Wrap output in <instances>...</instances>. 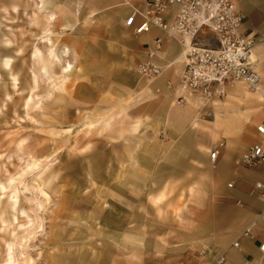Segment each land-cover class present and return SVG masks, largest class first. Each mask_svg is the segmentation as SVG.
<instances>
[{
  "label": "rangeland",
  "instance_id": "rangeland-1",
  "mask_svg": "<svg viewBox=\"0 0 264 264\" xmlns=\"http://www.w3.org/2000/svg\"><path fill=\"white\" fill-rule=\"evenodd\" d=\"M36 2L0 0V264L205 263L242 203L208 160L219 124L195 111L173 126L128 57L111 75L110 27L81 0ZM234 87L214 113L240 116L242 136L264 99ZM253 168L226 192L249 189Z\"/></svg>",
  "mask_w": 264,
  "mask_h": 264
},
{
  "label": "crops",
  "instance_id": "crops-1",
  "mask_svg": "<svg viewBox=\"0 0 264 264\" xmlns=\"http://www.w3.org/2000/svg\"><path fill=\"white\" fill-rule=\"evenodd\" d=\"M81 2L83 3L84 10L86 9L87 13L85 14H90L89 17L93 19L94 25L92 27H110L107 39H104L106 41L102 43V48L104 56L110 54L108 50L111 51V54L118 56L117 64L112 63L111 67H109L111 75L120 71L124 58L128 57L130 63L134 66L137 61L145 57L146 51L153 50L155 54L153 58L154 62L162 66L161 74L155 79L148 81L149 83L153 82V86L156 89L155 102L159 105L158 111L169 109L170 115L168 119H171L170 122H172L173 126H183L186 122H189L192 113L194 114L195 111L197 115H200L201 109H197L191 100L187 99L186 102L176 103V97L181 94L175 85L177 72L183 66L182 46L176 40L156 28H150L146 32L134 35L131 33L130 28L123 26V19L130 11L129 6L131 5L141 10L143 0H81ZM233 2L236 9L243 16L240 31L244 34L254 35L257 39L252 49V57L255 61V70L260 77L262 85H264V0H233ZM36 4H39L38 9L40 10L43 0H37ZM51 14L54 15V13L50 12L48 16ZM48 16L45 18L47 19ZM155 39L159 41L157 47L153 45ZM86 57H91L90 61H92L93 57L98 56L93 51L87 53ZM66 63L68 68H65V72L71 69V63ZM115 65L118 66L115 67ZM133 74L138 77L134 71ZM167 81L170 82V87L165 86ZM260 99L264 98L261 96ZM173 100L176 105L171 108L170 105ZM215 103L210 105L213 112V121L218 123L220 128L215 139L224 138V140H221L223 147L219 150L218 156L213 161H217L216 173L221 174L222 171L224 172L218 179V188H224L226 194L237 198V203L240 201L242 203L240 202L236 209L233 208L228 236L221 239L218 246L216 245L215 248L212 247L209 250L205 257L207 261L202 264H264V253L259 252L257 249L260 232L264 230V202L255 195L251 196L252 194L250 195L248 188L246 190L236 188L234 192L231 190L226 192L225 190L226 179H230L232 184H234L235 179L241 176L240 172H252L253 167L264 168V165L260 164L243 167L238 162L240 153L254 139V124L264 117L260 119L257 115L251 116L249 114L252 122L259 120L255 123L253 122V126L251 125L252 122L249 123L247 131L240 136L239 129L243 124L240 116L232 114L226 117L222 113L220 115L215 114ZM234 112L236 113L237 111ZM176 115L177 117H175ZM107 123L108 120L103 121L104 125ZM254 180H264V174L257 173L254 175L250 179V186ZM230 183H227V186H231ZM250 220H254V224L251 227L252 236L250 238L241 236L239 232ZM234 239L238 240V247L229 245L230 241ZM222 250L224 251V260L217 263L215 262V257ZM182 261L188 260L181 259L176 261L175 264H179Z\"/></svg>",
  "mask_w": 264,
  "mask_h": 264
},
{
  "label": "built area",
  "instance_id": "built-area-1",
  "mask_svg": "<svg viewBox=\"0 0 264 264\" xmlns=\"http://www.w3.org/2000/svg\"><path fill=\"white\" fill-rule=\"evenodd\" d=\"M129 7L123 26L130 28L132 34L156 28L183 48V66L177 72L175 85L181 94L176 97V103L189 99L197 109H201L200 117L212 116L210 105L222 99L227 90L237 84L264 98V85L252 57L257 39L240 31L243 16L233 0H143L141 10ZM203 32L212 36V45L198 42ZM158 43L155 39L154 47ZM154 56V51L148 50L145 57L135 63L133 71L138 77L150 81L161 74L162 66L154 62ZM165 84L170 87L169 81ZM253 130V141L238 159L239 164L246 167L264 165V118L254 124ZM222 147L223 142L219 141L210 149L208 159L211 163ZM249 193L264 202V180H254ZM253 224L254 220H250L241 229L240 235L250 238ZM229 245L238 247V240L230 241ZM257 249L264 253V230L260 232ZM199 253H204V249H200ZM223 260L222 250L216 255L215 262ZM179 264L191 262L182 261Z\"/></svg>",
  "mask_w": 264,
  "mask_h": 264
},
{
  "label": "bare ground",
  "instance_id": "bare-ground-1",
  "mask_svg": "<svg viewBox=\"0 0 264 264\" xmlns=\"http://www.w3.org/2000/svg\"><path fill=\"white\" fill-rule=\"evenodd\" d=\"M53 18H54V15H53V14L49 15V16H48V20H49V22H51V20H53ZM9 63H10L9 60H7V61L4 63V65H5L6 67L9 68V67H10V66H9ZM12 80H14V78H12ZM13 82H15V81H12V84H14ZM14 85H15V84H14ZM229 185H230V184H229Z\"/></svg>",
  "mask_w": 264,
  "mask_h": 264
}]
</instances>
